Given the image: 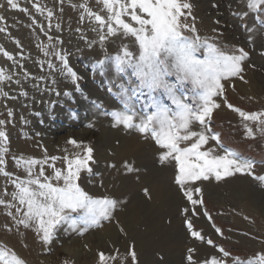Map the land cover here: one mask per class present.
I'll return each instance as SVG.
<instances>
[{"label":"rangeland","instance_id":"1","mask_svg":"<svg viewBox=\"0 0 264 264\" xmlns=\"http://www.w3.org/2000/svg\"><path fill=\"white\" fill-rule=\"evenodd\" d=\"M14 2L19 5L16 9L7 0H0V16L5 18L0 29H6L0 31V70L11 77L0 81V121L5 122L0 131L8 137L7 141L0 139V150L7 148L6 163L0 167V198L12 205H0V264H16L14 257L25 264H212L213 259L220 264H262L264 181L256 177L264 176V125L259 119L246 120L240 112L264 113V4L252 7L254 0H187L192 7L185 10L183 23L226 54L238 55L241 48L248 52L242 61L243 71L223 80L224 89L215 98L221 106L213 109L209 127L220 138L209 133L208 144L200 150L210 147L213 154L221 156L236 153L242 160H251L253 169L219 180L213 174L181 184L177 179L179 162L171 156L164 158L168 149L151 132L129 128L116 118V113L136 112L134 125H138L141 116L155 111L153 100L173 111L176 105L164 89L145 86L133 67L119 70L116 56L123 54V45H130L133 52L137 46L134 38L119 34L100 42L99 36L107 33V28L90 13L108 20L103 0ZM25 8L27 12L22 10ZM126 19L135 25L130 17ZM113 26L118 27L114 22ZM52 52L66 55L77 73L75 80L66 71L49 68V62L60 66ZM197 55L204 59L207 49L201 48ZM167 80L176 85L177 95L195 105L193 97L200 90H194L191 81L181 83L176 75ZM113 130L124 136L135 134L150 155H115L121 139L111 141ZM111 143L113 147H109ZM190 143L181 141L180 147ZM88 148L93 149L91 160L87 159ZM30 159L41 162L32 166L33 173L43 167L45 175L53 178L57 169L66 173L70 161L73 170L77 159L85 161L80 186L95 198L118 202L111 218L87 231L83 224L74 229L63 222L45 242L36 226L18 222L25 212L17 211V202L11 198L16 191L12 181L29 178L24 161ZM160 173L171 190L166 193L170 200L158 217L149 209L160 204L153 198L160 189ZM186 192L201 203L194 205ZM134 206H138V213L131 211ZM82 214L79 210L73 215L79 220ZM128 215L131 221H127ZM107 227H112V233L101 236ZM156 227L160 231H155ZM194 231L204 238L193 236ZM132 251L136 253L134 260ZM101 252L105 261L100 260Z\"/></svg>","mask_w":264,"mask_h":264},{"label":"snow or ice","instance_id":"2","mask_svg":"<svg viewBox=\"0 0 264 264\" xmlns=\"http://www.w3.org/2000/svg\"><path fill=\"white\" fill-rule=\"evenodd\" d=\"M103 3L108 10V20L105 16L90 13L101 27L107 28V33L99 36L100 42L106 41L108 35L119 34L124 38H134L133 44L137 46L136 52H133L130 45H123V54L116 56L119 70L124 71L125 66L133 67L145 86L150 90L164 89L176 105V110L173 111L168 106L153 100L155 111L147 116H141L138 125H134V117L138 115L136 112L132 115L116 113L118 122L129 128L136 126L143 133L151 132L161 146L168 149L164 153V158L171 156L179 162L180 176L177 179L181 184L185 180L208 179L213 174L219 180L222 176L233 175L235 172H251L253 162L238 158L236 153H226L221 156L213 154L214 150L210 147L207 151L200 150L202 146L208 144L209 133H212L209 117L213 109L221 106L216 103L215 98L224 89L222 81L237 76L243 71L242 61L248 56V52L241 48L238 55L226 54L216 43H209L208 38H201L196 34L194 27L183 23L185 10L192 7L187 0H103ZM7 4L13 9L19 7L14 0H7ZM262 4L264 0H254L251 6L259 7ZM22 10L28 11L27 8ZM37 10H40L39 5ZM48 15L51 17L53 13L49 11ZM126 16L130 17L135 25L128 22ZM4 19L0 16V21ZM113 22L118 27H114ZM5 30L0 29V31ZM91 43L90 41L89 44ZM201 48L207 49L204 59H200L197 55ZM4 54L9 56V59L12 58L9 53ZM48 54L49 52L46 51L45 55ZM51 54L58 56L60 66L57 67L49 62V68L61 73L66 71L75 80L77 73L69 66L66 55L55 52ZM171 75H176L181 83L191 81L194 90H200L198 96L193 97L196 101L195 105L177 95L176 85L167 80ZM6 79L11 77H6L3 70H0V81ZM24 95L27 93L25 92ZM228 107L231 108L232 105L229 104ZM240 114L246 120L259 119L261 125H264V119H261L264 113L241 111ZM9 115L12 113L9 112ZM4 123L0 121V124ZM201 126L203 130H193ZM248 131L251 133L252 129L249 128ZM212 138L219 139V133H212ZM0 139L7 141L5 131H0ZM181 141L191 142L190 146L181 148ZM71 143L75 144L76 141L73 140ZM6 152L7 148L0 150V167L6 163L4 158ZM92 152V148L87 149L88 160H91ZM51 159L57 158L51 157ZM189 160L192 163H188ZM24 163L29 178L27 180L17 178L12 181L16 191L11 193V198L17 202L16 210L25 212L23 219L18 222L25 227L36 226L45 242L51 240L54 230L63 222L69 223L74 229L83 224L84 231H87L89 227L100 226L102 219L111 218L118 202L107 197L95 198L80 186V172L85 161L77 159L75 170L70 161L67 172L57 169L54 178L45 175L43 167L37 173L31 171L33 165L41 163L39 160L30 159L25 160ZM44 163H47V160ZM87 171L91 172L92 169L89 167ZM4 175L7 176L9 173L4 172ZM256 178L264 181V176ZM186 195L194 205L201 203L200 200H193L191 193L186 192ZM0 205L12 206L3 198H0ZM21 205L24 206L23 209ZM79 210H83V214L78 220L73 214ZM188 226L192 227L191 222ZM192 235L204 238L197 231ZM207 242L211 244L212 240L209 239ZM131 257L135 259V251L131 252ZM0 259H3L2 254ZM14 260L16 264H25L16 257ZM100 260L105 261L103 252L100 253ZM260 260L264 264V256ZM212 264H220V262L213 259Z\"/></svg>","mask_w":264,"mask_h":264},{"label":"bare ground","instance_id":"3","mask_svg":"<svg viewBox=\"0 0 264 264\" xmlns=\"http://www.w3.org/2000/svg\"><path fill=\"white\" fill-rule=\"evenodd\" d=\"M111 141H113L114 137H120L121 139V148L119 149H115V155H120V152H122V154H127L129 155V157H132L135 156V157H138L140 154H147V155H150V151H145L144 149V145L143 143L139 142L138 141V138L135 134H132L131 136H124V135H120V131H111ZM103 137V136H102ZM109 147H113L112 146V143L110 144ZM159 180L161 179V183H158V186H160V189L158 192H155L153 194V198L154 200L157 199V200H160V204H156L155 205H152V209H149V211H155V214L156 216L160 217L161 216V213H162V209L163 207H166L168 201L170 200L166 193L171 190V187H169L168 185H166V182L164 181L163 177L161 176V173L159 174ZM165 186V187H162V186ZM154 191V190H153ZM153 193V192H152ZM264 201V200H263ZM132 208V207H131ZM143 209V208H142ZM132 212L134 213H138V206H134L132 209H131ZM131 213V212H130ZM135 217V215L133 216ZM131 216L128 215L127 216V221H131ZM112 227H107L105 228L102 232H100V235L101 236H104V237H107L109 236L111 233H112V230H111ZM158 229V227L155 228V231ZM159 230V229H158ZM160 231V230H159ZM169 231V230H168ZM69 253L71 252L70 249H68Z\"/></svg>","mask_w":264,"mask_h":264}]
</instances>
